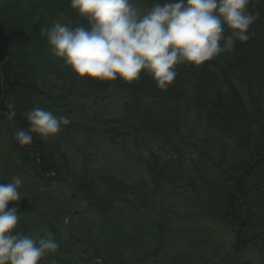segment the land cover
<instances>
[{
	"label": "trees",
	"instance_id": "obj_1",
	"mask_svg": "<svg viewBox=\"0 0 264 264\" xmlns=\"http://www.w3.org/2000/svg\"><path fill=\"white\" fill-rule=\"evenodd\" d=\"M70 5L0 0V182L24 178L14 232L59 243L38 264H264V0L247 6V42L176 66L166 90L143 71L77 78L41 35L58 17L88 27ZM36 107L70 123L22 147ZM103 145L123 168L93 166Z\"/></svg>",
	"mask_w": 264,
	"mask_h": 264
},
{
	"label": "clouds",
	"instance_id": "obj_2",
	"mask_svg": "<svg viewBox=\"0 0 264 264\" xmlns=\"http://www.w3.org/2000/svg\"><path fill=\"white\" fill-rule=\"evenodd\" d=\"M250 0H165L145 10L133 0H71V8L87 20L88 27H69L57 21L42 28L52 55L60 58L77 78L125 83L138 81L146 72L160 90L177 76L176 66L199 67L235 43L250 39L258 14L247 10ZM225 30L230 33L225 36ZM15 112L9 113V119ZM27 129L15 133L16 142L32 144L54 138L70 120L34 108L26 114ZM24 178L16 175L0 183V264H38L54 253L59 243L51 234L15 233L20 215ZM7 209V211H6ZM67 219V218H66Z\"/></svg>",
	"mask_w": 264,
	"mask_h": 264
},
{
	"label": "rangeland",
	"instance_id": "obj_3",
	"mask_svg": "<svg viewBox=\"0 0 264 264\" xmlns=\"http://www.w3.org/2000/svg\"><path fill=\"white\" fill-rule=\"evenodd\" d=\"M133 3L137 4L140 7L143 6L142 3H141V0H133ZM57 21L62 23V22H64V19L58 17V18L55 19V22H57ZM66 22L70 23V21L68 19H66ZM89 114H91V112ZM96 114L98 115L99 113L96 111ZM88 115H86V117L83 118V120L87 121L88 119H86V118L88 117ZM94 151H96L95 154H97L96 155L97 162H96V164L93 163V166L102 165L104 163V156H105L107 158V164L108 163L111 164L112 162H114L115 164L119 165L118 167H122V168L124 167V165L120 164L121 162L112 161V159H114V157L117 158L116 156H106L107 153H111V148L110 147L103 145L102 147L100 146V148L98 150H94ZM0 152H2V149H0ZM6 211H7V209H6Z\"/></svg>",
	"mask_w": 264,
	"mask_h": 264
},
{
	"label": "bare ground",
	"instance_id": "obj_4",
	"mask_svg": "<svg viewBox=\"0 0 264 264\" xmlns=\"http://www.w3.org/2000/svg\"><path fill=\"white\" fill-rule=\"evenodd\" d=\"M146 10V9H145Z\"/></svg>",
	"mask_w": 264,
	"mask_h": 264
}]
</instances>
